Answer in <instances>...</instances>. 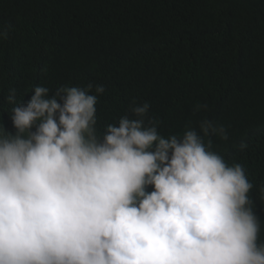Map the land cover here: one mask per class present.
<instances>
[{"label":"clouds","instance_id":"obj_1","mask_svg":"<svg viewBox=\"0 0 264 264\" xmlns=\"http://www.w3.org/2000/svg\"><path fill=\"white\" fill-rule=\"evenodd\" d=\"M104 92L92 82L36 86L24 104L9 90L0 264H264L253 184L213 150L212 137L228 139L225 126L204 118L165 137L150 104L133 100L101 132Z\"/></svg>","mask_w":264,"mask_h":264},{"label":"trees","instance_id":"obj_2","mask_svg":"<svg viewBox=\"0 0 264 264\" xmlns=\"http://www.w3.org/2000/svg\"><path fill=\"white\" fill-rule=\"evenodd\" d=\"M6 28L0 125L15 131L12 88L26 104L36 86L89 82L105 87L96 105L101 132L133 100L150 104L165 137L213 120L228 135L212 137L213 150L241 164L253 184L264 241V0H0ZM197 104L208 108L194 113Z\"/></svg>","mask_w":264,"mask_h":264}]
</instances>
